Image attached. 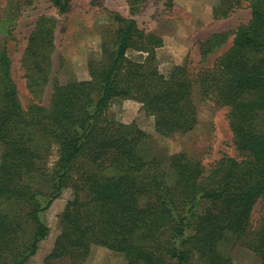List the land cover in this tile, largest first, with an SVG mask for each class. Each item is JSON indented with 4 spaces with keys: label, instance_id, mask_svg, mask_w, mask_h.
<instances>
[{
    "label": "trees",
    "instance_id": "obj_1",
    "mask_svg": "<svg viewBox=\"0 0 264 264\" xmlns=\"http://www.w3.org/2000/svg\"><path fill=\"white\" fill-rule=\"evenodd\" d=\"M72 1L50 3L66 14ZM245 1L219 0L214 20L230 17ZM249 7L251 19L231 47L198 73L188 64L148 72L146 64L130 61V50L150 55L164 40L114 12L118 28L103 46L105 59L89 64L87 80L54 78L47 106H24L8 50H0V206L11 202L19 212L10 218L0 207V264H28L36 256L50 233L45 213L71 187L61 233L44 264H84L93 247L123 254L128 264H233L221 249L230 239L264 264V216L252 221L264 201V0H250ZM0 33L12 32L2 26ZM42 36L38 30L30 53L37 55ZM119 99L139 100L162 136L192 131L198 104L213 99L228 109L238 156L207 169L180 152L170 157L167 174L149 173L140 150L147 134L109 113ZM53 146L58 160L49 170L45 148ZM78 159L89 162L90 172L75 185Z\"/></svg>",
    "mask_w": 264,
    "mask_h": 264
},
{
    "label": "rangeland",
    "instance_id": "obj_2",
    "mask_svg": "<svg viewBox=\"0 0 264 264\" xmlns=\"http://www.w3.org/2000/svg\"><path fill=\"white\" fill-rule=\"evenodd\" d=\"M219 0H73L70 10L60 14L50 0H0V28L12 33H0V50L6 47L12 61V76L19 96L27 106L39 103L47 106L51 98V83L58 78L62 83L89 79L90 63L105 59L103 46L110 42L118 26L112 13L136 20L140 29L163 37L162 47L150 55L130 50L128 59L146 64L148 72L157 69L166 74L177 65L188 64L198 73L211 69L216 60L232 45L237 29L251 19L250 0L230 17L214 20L213 7ZM8 20L14 23H8ZM2 21H5L3 24ZM38 30L44 36L35 43L31 40ZM51 45L46 46V40ZM110 47V46H108ZM212 48V49H210ZM48 59L43 62V55ZM153 68V69H152ZM198 124L190 132L162 136L155 131V118L148 115L137 99H119L110 108V115L125 123H135L146 134L140 150L150 163L149 173L167 174L169 159L176 153H186L209 169L216 162L237 157L233 136L228 123V109L213 99L198 104ZM264 122V116L262 118ZM46 150L47 169H53L58 160L56 146ZM1 153V148H0ZM89 173V162L78 159L74 165V184L83 173ZM73 187L66 190L45 213L49 236L28 264H44L61 233V215L73 197ZM10 218L19 214L11 202L0 206ZM264 216V201L259 200L253 212V224ZM221 249L230 255L233 264H263L260 258L236 240H227ZM53 264H71L68 259ZM84 264H128L125 256L103 247H93Z\"/></svg>",
    "mask_w": 264,
    "mask_h": 264
}]
</instances>
